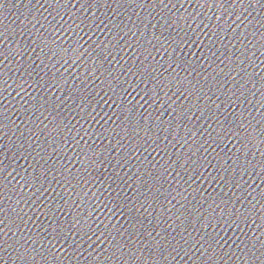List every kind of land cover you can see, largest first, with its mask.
<instances>
[{
  "label": "snow or ice",
  "instance_id": "6c2138e0",
  "mask_svg": "<svg viewBox=\"0 0 264 264\" xmlns=\"http://www.w3.org/2000/svg\"><path fill=\"white\" fill-rule=\"evenodd\" d=\"M80 45L79 43H75L74 46H69V48H61L58 49V51L61 53V55L63 57H68L70 59H72L73 63L79 59V56L77 55L78 49H79ZM69 49L71 50V55L69 56ZM0 115H2V113H0ZM5 209L3 207V199L0 198V215H2L4 213ZM3 224V219H0V225ZM3 240V228H0V241Z\"/></svg>",
  "mask_w": 264,
  "mask_h": 264
}]
</instances>
